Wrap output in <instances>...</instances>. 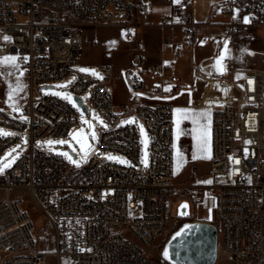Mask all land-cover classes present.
Here are the masks:
<instances>
[{
    "label": "built area",
    "instance_id": "built-area-1",
    "mask_svg": "<svg viewBox=\"0 0 264 264\" xmlns=\"http://www.w3.org/2000/svg\"><path fill=\"white\" fill-rule=\"evenodd\" d=\"M160 3L171 5L161 17L160 29L180 32L185 45L207 42L219 32V48L245 30L264 31V0L220 2L214 9L229 20L216 24L197 23L192 0ZM153 7L150 0H0V57L18 56L31 83V97L23 107L26 120L0 111V127L19 134L0 136V157L24 134L29 144L0 180L175 181L173 110L142 100L162 95L161 87L170 79L166 66L144 65L137 41L138 29L152 27ZM101 28H118L124 40L136 46L127 71L128 95L118 107L113 102L117 78L113 65L97 66V74L76 71L86 36ZM93 42H99L97 36ZM171 48L173 56L182 55L183 45L172 42ZM209 61L194 64L193 76L213 108L210 181L264 180V69L223 63L216 74ZM71 77L75 79L69 91L82 100L89 94L92 108L107 125L100 132L98 149L80 166L36 147L37 140L65 139L80 124L79 111L67 101L34 95L35 88ZM147 82L153 83L148 94ZM127 120L131 122L123 123ZM140 128L149 138L147 167L141 160ZM108 152L123 155L130 164L101 156ZM174 198L30 196L27 204L22 197L0 196V264H170L162 251L172 234ZM184 198L195 218L196 200L203 197ZM211 199L219 232L215 264H264V198ZM33 207L53 230V253L39 250Z\"/></svg>",
    "mask_w": 264,
    "mask_h": 264
},
{
    "label": "rangeland",
    "instance_id": "rangeland-1",
    "mask_svg": "<svg viewBox=\"0 0 264 264\" xmlns=\"http://www.w3.org/2000/svg\"><path fill=\"white\" fill-rule=\"evenodd\" d=\"M165 11H168V6L154 4L153 14L150 17L152 25H156L158 23L159 18ZM228 20L229 17L216 13L214 22L222 23L227 22ZM137 32V41L142 44V55L144 65L150 67L156 64H163V62H165V64L170 63L172 67L171 74L176 75L177 70L175 69V65L179 62L180 58L173 56L171 45L172 42H175L171 38H168V42H166L168 37L167 33L162 34L159 29L155 28L138 29ZM96 36L98 37L99 42L97 44H94L93 40ZM164 39H166L165 43L163 41ZM86 40L88 41V43L85 44L84 47V56L80 62V65L76 68V71L82 74H93V72L91 71H79V69L84 68L95 70V73L97 74V66L101 64L113 65L115 70L117 71L116 89L114 92L113 102L115 107H118L120 103L125 99L128 93L126 87L127 71L129 69V65L133 63V58L137 53L136 46L135 44L126 42L123 38L122 31L118 28H101L97 30V32L89 33L88 36H86ZM161 43H163L165 46H162ZM200 43V46L194 54L197 61H200L212 54V45L215 43V39L210 38L207 42ZM215 51V53H217V56H215V62L217 59L223 57L226 59L227 62L233 64L235 67L248 69H264V31L252 29L245 30L237 35L229 37L224 43V45L219 47V49H215ZM194 55L192 53H189L182 59L183 61H188L189 59L194 58ZM15 57L16 60L14 63H0V111L9 115L22 118L25 117L23 114V107L28 103L31 97V83L25 66H23L21 62V59L18 56ZM3 58L4 57H0V61H2ZM179 70L180 72H183L184 67L181 66ZM72 80L73 78L71 77L66 81L53 82L48 85L52 86L51 89L39 90L35 88L34 95L36 99H38L41 95H54L58 98L67 101L80 113V124L73 126L65 139L37 140L36 147L48 153L65 157L72 166H77V164L80 166L91 153L98 149L100 132L103 129H106L107 125L92 108L89 100V94H86L83 97L84 103L89 109V112L84 113L78 107L74 99L75 96L69 91V85L71 84ZM188 83L190 84L191 90H188L187 92L191 93V95L194 97H199L202 91L201 85L196 82L193 83L191 78ZM18 84L19 88L17 87ZM62 85L64 87H59ZM145 90H151L150 85H146ZM173 90L174 89L170 84H163L161 87L162 95L153 96L150 99L145 97L142 100L145 103L149 102L151 104L158 103L162 105H170L174 108L178 103V98L175 96L177 92H174ZM10 93L12 95L11 99H9ZM57 93H60L61 95H57ZM64 94H67L72 98L71 102L63 98ZM201 110L209 111V109L207 108H201ZM101 121H103V123H101ZM123 123H126V121H124ZM0 132L5 134H12L0 135L4 137L19 135L16 131L3 127H0ZM93 132L95 133V138H93L92 136ZM140 133L141 160L143 162L146 158L148 162L149 138L143 128H140ZM49 140H63L66 141V143H54L52 145H48L46 142ZM145 140L147 141V144H145ZM81 143H85L87 145H90L91 147L89 149L82 150ZM181 146L179 151L176 152L175 150V174L177 166H179L182 157L186 154L191 156L197 155L203 158L197 163L200 165L198 169L195 170L192 169L191 166L189 167L191 168L190 170H192V172H194V170L199 172V179L203 177L204 174H207L210 171L208 160L206 159V139L199 135V137L197 136L192 141H183ZM28 150L29 144L26 135L24 134L21 141L9 147L0 157V167H3L4 164L11 161L9 167L4 168L3 171H0V175H3L6 171H8L17 162V160ZM85 150H87L88 152L86 157L84 155ZM70 151L75 157L70 154ZM62 153H66L67 155H62ZM145 153H147L146 157ZM101 156L105 157L109 161H115L123 165L130 164L126 157L118 153L108 152ZM109 156L118 159H108ZM72 161H76V163H73ZM120 161H125V163H122ZM189 168H187L185 171L187 174H189L190 172ZM182 176L183 175L176 176V178H174V183H181ZM198 178L195 179L194 177V180H197L198 182ZM199 182L201 184L207 185L206 178L200 179ZM225 182H227V180H224L222 178L217 181L218 184H224ZM11 196L22 197L24 198L27 204L31 202L28 192L23 189L13 191ZM199 197L203 198L196 200V217H191L187 219V221H179L178 217L176 216L177 207L182 201L186 200V198H184L183 196L175 195V198L173 199L174 216L170 217V226L172 227V233L175 232L183 223L195 221V219L202 220L208 218L211 220L210 223L218 224L216 211L213 206V200L209 196L208 192L205 191L204 193H201ZM30 211L33 214L35 220L37 231L36 237L39 245V250L43 252L53 253L56 250V247L55 237L51 226L42 219L41 213L38 209L33 207L30 209Z\"/></svg>",
    "mask_w": 264,
    "mask_h": 264
},
{
    "label": "crops",
    "instance_id": "crops-1",
    "mask_svg": "<svg viewBox=\"0 0 264 264\" xmlns=\"http://www.w3.org/2000/svg\"><path fill=\"white\" fill-rule=\"evenodd\" d=\"M150 1H152L153 4H159L161 6L163 5L160 3V0H150ZM223 1H225V0H192L191 12H192L193 19L197 23H200V24H205V23L206 24H213V23L216 24V22H214V19H215L216 13H218V12L214 9V7ZM180 2H181V0H178V2H176V0H174V4H178ZM166 6H168V11H165L162 15L169 13L171 11V5H166ZM153 9H154V7H153ZM152 14H153V12H152ZM162 15H161V17H162ZM161 17L159 18V21L156 25H152V22L150 20L152 27H149V28L159 29L162 32V34L167 33V36H168L167 40H168V38H172V40L175 43L183 45L182 56L179 57L180 58L179 62L175 65V69L177 70L176 75L171 74L172 67H171L170 63L165 64V62H163V64H162V65L165 64L164 66L167 67V69H168L167 75L170 77V79L167 82H165L164 84H170L174 89L173 91L177 92L175 96L178 98V103L174 108L172 106L168 105L172 108L173 116H174V131H173L174 168H175V150H176V152L180 150V146L182 145L183 141L189 142V141L194 140L197 136L199 137V135H201V137L206 139V142H207L206 159L208 160V165H209L210 171L207 174H204L203 177H201L200 179L206 178L207 181H210V173H211V165H210V153H211L210 118H211V112H212L213 108L211 105H209L207 103V101L205 99L206 94H205L203 85L194 80L193 66H194V64H200V63H204V62L210 60L209 63H210L211 69L216 74L221 73V68H222L223 63H227L232 68H238V69H248V68L235 67L233 64L227 62L225 58H223L220 61V65L216 64L214 53L216 52L215 49H219L217 46V43L219 40V36H218L219 32L216 35H212L210 37V38L215 39V43L212 45V48H213L212 54L209 55L208 57L200 60V61H197L194 54L197 51V49L201 43H197L196 45H185V44H183V40H182L183 38H182V35L180 32L172 31V30H165V31L161 30L159 27V25L161 23ZM165 40L166 39H164L163 41H165ZM161 44H162V46L164 45L163 43H161ZM189 53H192L194 55V58L189 59L188 61H183L182 58L185 57ZM217 60H220V59H217ZM181 66L184 67L185 71L183 70V72L182 71L180 72L179 69L181 68ZM168 73H170V74H168ZM190 78L192 79L193 83L196 82V83L200 84L202 87V91H201V94L199 97H194L191 95V93L187 92L188 90H191L190 84L188 83V81H190ZM146 85H150V89H151L153 86V83L147 82ZM126 87H127V85H126ZM115 89H116V86H115ZM149 92H150V90L149 91L145 90V93L148 94ZM127 95H128V93H127ZM126 97L120 103V105L126 100ZM147 104L155 105L158 103L151 104L148 102ZM201 108H205V109L207 108V109H209V111L201 110ZM178 109L183 110V111L178 112L177 111ZM184 112L187 113L186 118H185ZM193 157L194 156H191L188 154L183 156L181 162L179 163V166H177V168H176V174L174 171V178H176V176L183 175L181 183L175 182V184L177 186L176 191H175V193H176L175 195H179L181 193V186L182 185H185V184L205 185V184H201L199 182L200 181V179L198 178L199 172L195 171L196 169H198L200 167V165L197 163L203 158H201L200 156H197V155L195 156L196 157L195 159ZM190 166L192 169H195L194 172H192V170H190L191 169V168H189ZM187 168H189V171H190L189 174H187L185 172ZM184 172H185V174H184ZM194 177H195V179L196 178L199 179L198 182H197V180H194ZM208 184H210V183H207V185ZM200 221L211 222V220L208 218L202 219Z\"/></svg>",
    "mask_w": 264,
    "mask_h": 264
},
{
    "label": "bare ground",
    "instance_id": "bare-ground-1",
    "mask_svg": "<svg viewBox=\"0 0 264 264\" xmlns=\"http://www.w3.org/2000/svg\"><path fill=\"white\" fill-rule=\"evenodd\" d=\"M174 181L146 180H0V196L26 190L29 196L174 197ZM211 198H264V180L211 181L208 185L185 184L180 196Z\"/></svg>",
    "mask_w": 264,
    "mask_h": 264
},
{
    "label": "water",
    "instance_id": "water-1",
    "mask_svg": "<svg viewBox=\"0 0 264 264\" xmlns=\"http://www.w3.org/2000/svg\"><path fill=\"white\" fill-rule=\"evenodd\" d=\"M44 86L42 89H51ZM78 107L87 113L88 109L83 100L74 97ZM70 154L72 152L70 151ZM73 157H75L72 154ZM186 205V207H185ZM192 207L187 200L182 201L177 207L176 216L179 219H189ZM181 233L177 236V233ZM219 232L215 224L207 221H189L183 223L166 241L162 257L170 264H215L218 256ZM169 255H164L165 251Z\"/></svg>",
    "mask_w": 264,
    "mask_h": 264
},
{
    "label": "snow or ice",
    "instance_id": "snow-or-ice-1",
    "mask_svg": "<svg viewBox=\"0 0 264 264\" xmlns=\"http://www.w3.org/2000/svg\"><path fill=\"white\" fill-rule=\"evenodd\" d=\"M176 2H178V0H176ZM247 17H245V22H247ZM3 39L5 40V41H9L10 40V37H8V36H4L3 37ZM223 59V57H221L220 58V60H217L216 61V64L217 65H220V61ZM15 60H16V57L15 56H6V57H4L3 58V60L2 61H0V63H14L15 62ZM79 71H81V72H93V74H95V70H90V69H84V68H81V69H79ZM73 79H75V77H73ZM70 83V82H69ZM17 87L19 88V84L17 85ZM59 87H64L63 85L62 86H59ZM57 95H61L60 93H57ZM12 98V95H11V93L9 94V99H11ZM63 98L64 99H66V100H68L69 102H71V100H72V98L69 96V95H67V94H64V96H63ZM14 110H17V109H14ZM178 112H181V111H183V110H177ZM184 115H185V118L187 117V113L186 112H184ZM22 119H24V120H26L27 118L26 117H22ZM131 121H126V123H130ZM101 123H103V121H101ZM90 127H91V125H90ZM143 131V130H142ZM0 135H12V134H5V133H2V132H0ZM92 136H93V138H95V133L93 132L92 133ZM48 145H52V144H64V143H66V141H63V140H59V141H52V140H49V141H47L46 142ZM145 144H147V141L145 140ZM91 146L90 145H87V144H85V143H81V149L82 150H84V149H89ZM87 154H88V152H87V150H85V152H84V155H85V157L87 156ZM62 155H67L66 153H62ZM147 156V153H145V157ZM194 159L196 158L195 157V155H194V157H193ZM108 159H118V158H115V157H111V156H109L108 157ZM73 163H76V161H72ZM120 162H122V163H125V161H120ZM144 162V164H145V167H147V159L145 158V160L143 161ZM237 163H239V161H236ZM10 164H11V161H9L8 163H6V164H4L3 165V167H0V171H3L4 170V168H7V167H9L10 166ZM77 166H79L78 164H77ZM249 182H251V180L249 179ZM206 183H211V181H207ZM185 207H186V205H185ZM177 236H180L181 235V233H177L176 234ZM164 255L167 257L168 255H169V253H168V251L166 250L165 251V253H164Z\"/></svg>",
    "mask_w": 264,
    "mask_h": 264
}]
</instances>
